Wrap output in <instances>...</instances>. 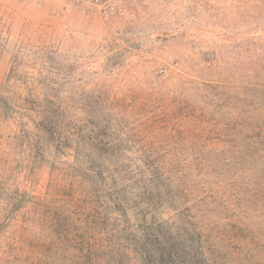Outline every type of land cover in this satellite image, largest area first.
I'll return each mask as SVG.
<instances>
[{
	"label": "trees",
	"instance_id": "obj_1",
	"mask_svg": "<svg viewBox=\"0 0 264 264\" xmlns=\"http://www.w3.org/2000/svg\"><path fill=\"white\" fill-rule=\"evenodd\" d=\"M252 1V29L264 31V0ZM178 81L191 101L165 106L161 131L125 132L95 101L66 103L52 87L13 107L30 114L17 121L23 181L0 148V264H264V193L241 196L237 178L264 104L246 89L220 126L207 109L214 87ZM8 109L0 96V116ZM48 150L71 161L52 168L43 192L31 176Z\"/></svg>",
	"mask_w": 264,
	"mask_h": 264
},
{
	"label": "rangeland",
	"instance_id": "obj_2",
	"mask_svg": "<svg viewBox=\"0 0 264 264\" xmlns=\"http://www.w3.org/2000/svg\"><path fill=\"white\" fill-rule=\"evenodd\" d=\"M253 9L252 0H0V96L9 107L0 116V148L20 170L16 182L24 180L17 121L30 113L14 114L13 107L44 99L42 88H56L55 98L78 106L95 101L103 116L136 133L161 131L165 106L171 113L178 101L190 100L177 90L179 78L214 87L207 109L220 126L246 89L264 104V31L252 29ZM148 117L152 129L140 125ZM253 123L260 134L252 141L256 152L237 175L245 198L264 193V109L256 110ZM48 155L31 176L43 192L52 168L71 161ZM250 224L263 226L255 219Z\"/></svg>",
	"mask_w": 264,
	"mask_h": 264
},
{
	"label": "built area",
	"instance_id": "obj_3",
	"mask_svg": "<svg viewBox=\"0 0 264 264\" xmlns=\"http://www.w3.org/2000/svg\"><path fill=\"white\" fill-rule=\"evenodd\" d=\"M79 1H82V0H79ZM99 1H102V0H97V2H99Z\"/></svg>",
	"mask_w": 264,
	"mask_h": 264
}]
</instances>
